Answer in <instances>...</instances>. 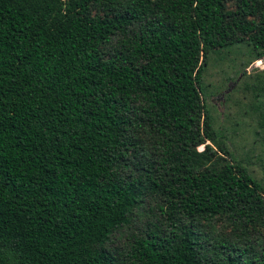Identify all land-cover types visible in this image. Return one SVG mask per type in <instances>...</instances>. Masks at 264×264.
Listing matches in <instances>:
<instances>
[{
    "label": "trees",
    "instance_id": "16d2710c",
    "mask_svg": "<svg viewBox=\"0 0 264 264\" xmlns=\"http://www.w3.org/2000/svg\"><path fill=\"white\" fill-rule=\"evenodd\" d=\"M226 2L0 0V264H264V189L201 100L209 54L264 57V0Z\"/></svg>",
    "mask_w": 264,
    "mask_h": 264
},
{
    "label": "rangeland",
    "instance_id": "374dc122",
    "mask_svg": "<svg viewBox=\"0 0 264 264\" xmlns=\"http://www.w3.org/2000/svg\"><path fill=\"white\" fill-rule=\"evenodd\" d=\"M233 4L234 0H227V9H233ZM255 61L250 48L243 44L209 54L202 73L201 100L234 162L264 189V63L250 69ZM197 150L202 151V146ZM154 209L152 201H143L130 224L113 234L111 249L124 252L132 236L151 229L153 212L160 219ZM162 217L161 229L167 231ZM213 231L224 235L229 232L227 224L219 219L213 222Z\"/></svg>",
    "mask_w": 264,
    "mask_h": 264
},
{
    "label": "water",
    "instance_id": "95a60500",
    "mask_svg": "<svg viewBox=\"0 0 264 264\" xmlns=\"http://www.w3.org/2000/svg\"><path fill=\"white\" fill-rule=\"evenodd\" d=\"M264 63V57L259 59V60H256L251 66H250V69H253L255 66H258L259 64H263Z\"/></svg>",
    "mask_w": 264,
    "mask_h": 264
}]
</instances>
